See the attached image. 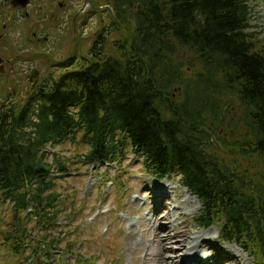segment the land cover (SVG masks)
<instances>
[{
  "label": "trees",
  "instance_id": "1",
  "mask_svg": "<svg viewBox=\"0 0 264 264\" xmlns=\"http://www.w3.org/2000/svg\"><path fill=\"white\" fill-rule=\"evenodd\" d=\"M252 1L97 0L108 20L86 58L23 102L0 101V235L17 264L63 260L58 221L76 210L51 177L66 159L47 149L68 142L89 165L129 147L147 172L178 174L202 205L195 225L218 223L264 264V38L250 30Z\"/></svg>",
  "mask_w": 264,
  "mask_h": 264
},
{
  "label": "rangeland",
  "instance_id": "2",
  "mask_svg": "<svg viewBox=\"0 0 264 264\" xmlns=\"http://www.w3.org/2000/svg\"><path fill=\"white\" fill-rule=\"evenodd\" d=\"M9 1L0 4V101L12 94L13 101L23 102L48 74L60 73L70 57L86 58L94 30L108 20L104 13L108 6L96 5L97 0H30L28 7L13 9ZM101 10L99 19L96 13ZM90 12L96 16H90ZM251 17V30L264 38V0H253ZM186 58L184 53L181 61ZM32 71L37 75L28 81ZM73 147L64 143L47 151L61 154L69 171L73 170L57 177L65 176L59 185L71 194L68 202L76 210L71 223L83 233L73 240L78 239L84 258L93 256L95 264H188L183 257L177 262L180 250H184V244L189 248L197 236L198 246L191 253H211L214 264H235V257L239 258L237 264H256L234 243L219 242L217 227L195 225L193 217L199 202L180 186L176 176L156 177L145 170L143 158L129 150L120 163L103 167L97 163L94 169L78 161L81 158L73 153ZM224 155H229L228 151ZM178 204L182 211L175 209ZM8 208L0 205V220L5 219ZM83 209L84 217L77 220ZM93 212L94 219L89 217L88 221L87 216ZM65 230L73 229L69 225ZM2 238L0 235V264H16V257ZM201 262L203 259L197 264Z\"/></svg>",
  "mask_w": 264,
  "mask_h": 264
},
{
  "label": "bare ground",
  "instance_id": "3",
  "mask_svg": "<svg viewBox=\"0 0 264 264\" xmlns=\"http://www.w3.org/2000/svg\"><path fill=\"white\" fill-rule=\"evenodd\" d=\"M188 203V202H187ZM175 209L177 210V211H182L183 210V207L182 206H180V204H178L176 207H175ZM198 241H197V236H195L194 237V239L192 240V245L189 247V248H186V245L184 244V250H180V255H179V257H178V260H177V262H179L180 260H181V257H183V258H185V259H187L188 260V262H195V261H197V259H198V257H202L204 260H206V261H208V256H209V254L207 253V254H203L201 251L198 253V256H195V255H192V254H190L191 253V249L194 247V246H198V243H197ZM200 243V242H199ZM181 246H182V244H181ZM233 262L235 263V264H237L238 262H239V258L238 257H235L234 259H233ZM220 264H230V262H223V263H220Z\"/></svg>",
  "mask_w": 264,
  "mask_h": 264
},
{
  "label": "water",
  "instance_id": "4",
  "mask_svg": "<svg viewBox=\"0 0 264 264\" xmlns=\"http://www.w3.org/2000/svg\"><path fill=\"white\" fill-rule=\"evenodd\" d=\"M29 0H11L10 4L13 7H25L28 4ZM35 75V73H34Z\"/></svg>",
  "mask_w": 264,
  "mask_h": 264
},
{
  "label": "flooded vegetation",
  "instance_id": "5",
  "mask_svg": "<svg viewBox=\"0 0 264 264\" xmlns=\"http://www.w3.org/2000/svg\"><path fill=\"white\" fill-rule=\"evenodd\" d=\"M2 64H3V61H2ZM0 69H1V66H0ZM27 80L32 81V78L28 77Z\"/></svg>",
  "mask_w": 264,
  "mask_h": 264
}]
</instances>
